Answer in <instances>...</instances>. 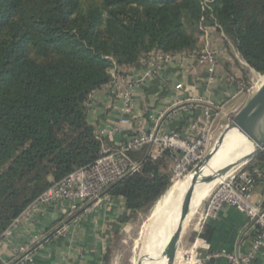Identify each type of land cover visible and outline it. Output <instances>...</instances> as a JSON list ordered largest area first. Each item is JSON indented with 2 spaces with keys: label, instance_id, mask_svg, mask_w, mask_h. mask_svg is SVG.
Segmentation results:
<instances>
[{
  "label": "trees",
  "instance_id": "1",
  "mask_svg": "<svg viewBox=\"0 0 264 264\" xmlns=\"http://www.w3.org/2000/svg\"><path fill=\"white\" fill-rule=\"evenodd\" d=\"M209 8L198 0H0V237L51 185L100 157L87 113L114 65L198 53L203 16L264 75V0H213ZM130 157L139 170L107 190L130 212L122 222L147 218L171 186L165 170L175 156L167 149L152 161L143 147ZM247 168L264 185V153ZM212 233L205 225L200 238L209 243Z\"/></svg>",
  "mask_w": 264,
  "mask_h": 264
},
{
  "label": "crops",
  "instance_id": "2",
  "mask_svg": "<svg viewBox=\"0 0 264 264\" xmlns=\"http://www.w3.org/2000/svg\"><path fill=\"white\" fill-rule=\"evenodd\" d=\"M230 64L226 53L219 57L217 79L210 88L205 87L204 70L194 59L176 58L157 65L150 75H147L146 60L122 66L119 72L131 85L133 95L130 112L122 113V90L105 85L91 96L88 122L95 131H105L104 148L124 142L137 129L148 130L152 118L158 133L174 131L190 137L194 117L202 116L205 110L212 112L215 104L235 90L234 83L223 79L233 67ZM177 84L182 85L178 93L174 89ZM220 114L217 109L214 115ZM114 126L119 130L106 134ZM252 199L254 203L264 204V185H257ZM129 215L121 198H112L109 203L97 206L87 204L74 213H68L64 203H57L37 211L19 225L0 250V259L3 264H13L17 258L30 253L33 259L29 264H105L112 238L123 232L129 222H122V217ZM205 225L213 229L209 243L202 239L211 251L244 252L254 236L244 217L231 208H225L218 220ZM202 232L203 228L195 233L200 237ZM210 264L226 262L219 260ZM254 264H264V258L259 257Z\"/></svg>",
  "mask_w": 264,
  "mask_h": 264
},
{
  "label": "built area",
  "instance_id": "3",
  "mask_svg": "<svg viewBox=\"0 0 264 264\" xmlns=\"http://www.w3.org/2000/svg\"><path fill=\"white\" fill-rule=\"evenodd\" d=\"M198 2L201 11H205L210 9L209 5L213 0H198ZM198 30L201 43L198 53L174 56L153 54L146 60L149 68L147 75L154 73L157 65L169 63L176 58L194 59L204 70L205 87L210 88L217 79L218 59L226 52L222 46H217L214 37L215 27L209 25L203 16L199 19ZM220 36L224 39L222 33ZM111 73L113 80L107 85L111 89L122 90L121 110L122 113H128L133 106L131 85L116 65ZM228 79L234 82L233 77ZM174 89L178 93L182 85L177 84ZM212 118L210 110H205L202 116L194 117L190 125V137H182L174 131L158 133L152 118V126L148 130L137 129L124 142L108 148L103 146L100 157L93 164L79 168L64 179L55 182L11 223L0 237V250L14 230L39 210L52 207L57 203H64L67 212L74 213L87 204L97 206L101 203H109L112 198L107 194V190L126 175L139 170V164L130 157V153L135 150L148 147L152 161H155L164 150H170L175 158L178 157L172 169L173 179L178 178L187 171L195 160L196 151L206 141L207 127ZM118 130L119 128L114 126L106 134H112ZM104 132V130L97 131V139L102 141ZM260 177H262L261 172L257 169L250 170L245 167L238 171H230L204 200L194 228V232L198 234L207 222L218 220L225 208L234 209L244 217L249 231L254 234L246 251L228 252L222 249L211 251L200 237H196L184 255L179 260L176 257L174 264H208L219 260L225 261L226 264H254L259 257L264 258V204L254 203L252 199ZM32 259V254L27 253L17 258L13 264H29Z\"/></svg>",
  "mask_w": 264,
  "mask_h": 264
},
{
  "label": "rangeland",
  "instance_id": "4",
  "mask_svg": "<svg viewBox=\"0 0 264 264\" xmlns=\"http://www.w3.org/2000/svg\"><path fill=\"white\" fill-rule=\"evenodd\" d=\"M214 37H215V41L218 42L219 45H222V48L225 49L226 55L230 57L231 60L230 66L233 67L230 70L226 71V75H224L223 79L227 83H234L235 90L233 92L227 93L226 94L227 96H225L221 101H219V104H215V106H213L211 112L213 113L212 114L213 118L210 121V125H208L207 127L208 128L207 139L202 144L201 148H199L196 151L195 160L188 167L187 171L184 174L180 175L178 178L173 179L172 169L178 157L177 156L176 158L174 157L167 164L165 172L170 176L171 185L176 181H183L190 174L192 169L211 151L218 137L230 122V117L234 116L246 104V102L255 94V92L261 85V77L264 76L258 74L251 68L246 67L244 65L245 63L242 61V59L233 49V47L230 44L229 45L224 44L223 38H221L220 34L217 31L214 32ZM229 77H233L234 82L229 80L228 79ZM240 78L242 80L246 79L247 82L245 85L241 83L242 81L239 83L235 82V80L237 79L241 80ZM217 109L221 111V114L219 116L214 115L215 111L217 112ZM254 159L248 162H243L237 165L236 167H234L233 169H231L230 171H236V170L238 171L240 169L248 167L254 161ZM228 173H226L220 179V181ZM218 183L214 185V187L209 191V193L212 192V190H214V188L217 187ZM208 194L203 198V200L201 201L202 203L199 204L195 213L192 214L189 217L188 221L185 223V229L183 231L179 243V247L177 250V255H176L177 260H179L184 255V252L187 251L195 241V239L192 240L191 237L192 234L195 233L194 228L196 227L198 213L202 209V206L204 205V200L206 199ZM147 218L144 220L140 219V217L131 219L127 223V226L125 230H123V232H118L117 234H115L109 245V247L112 248L111 264H137L142 249L141 230ZM117 236L118 237L121 236V239L120 242L115 246L113 240H115ZM177 260L176 262H178Z\"/></svg>",
  "mask_w": 264,
  "mask_h": 264
},
{
  "label": "bare ground",
  "instance_id": "5",
  "mask_svg": "<svg viewBox=\"0 0 264 264\" xmlns=\"http://www.w3.org/2000/svg\"><path fill=\"white\" fill-rule=\"evenodd\" d=\"M264 76L261 77V84ZM252 146L237 131L231 130L225 137L217 153L207 162L199 180L194 185L189 217L195 213L203 198L216 183L214 175L222 168L244 159L251 152ZM213 180V181H212ZM189 179L174 182L161 199L155 204L142 226V255L146 256L143 264H165L167 241L184 207L185 192Z\"/></svg>",
  "mask_w": 264,
  "mask_h": 264
},
{
  "label": "water",
  "instance_id": "6",
  "mask_svg": "<svg viewBox=\"0 0 264 264\" xmlns=\"http://www.w3.org/2000/svg\"><path fill=\"white\" fill-rule=\"evenodd\" d=\"M231 130L237 131L245 140L251 143L252 149L249 155H247L244 159L219 170L213 177L214 181L222 178L237 165L243 162H248L258 156L260 153H264V82L260 85L255 94L246 102V104L234 116L230 117V122L218 137L211 151L192 169L190 174L186 177L189 179V185L185 192L186 201L178 217V220L169 235L164 258L165 264L175 263L179 243L185 229L187 216L190 212L194 185L202 175L207 162L217 153L226 135ZM145 259L146 256L142 255L141 253L137 264H143Z\"/></svg>",
  "mask_w": 264,
  "mask_h": 264
}]
</instances>
